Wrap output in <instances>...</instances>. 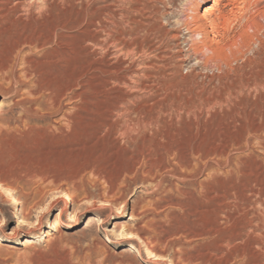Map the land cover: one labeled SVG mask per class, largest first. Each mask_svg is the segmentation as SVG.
Wrapping results in <instances>:
<instances>
[{"label":"rangeland","instance_id":"obj_1","mask_svg":"<svg viewBox=\"0 0 264 264\" xmlns=\"http://www.w3.org/2000/svg\"><path fill=\"white\" fill-rule=\"evenodd\" d=\"M199 1L139 0L132 6L144 7L136 19L153 23L147 27L151 40L164 35L173 45L178 38L186 51L190 39L181 21ZM252 2L239 11L228 38L241 20L252 21L246 57L258 56L260 65L246 69L231 59L236 69L226 71L244 86L223 93L199 118L208 130L196 140L199 153L191 155L183 142L178 168L176 158L159 160L163 165L157 161L152 176L139 172L125 181L120 161L101 155L99 147L79 149L93 116L79 111L71 126L63 118L71 106L61 98L70 64L56 52L65 46L42 33L20 35L1 15L0 3V264H264V92L252 89L255 78L264 77V0ZM152 8L156 14L145 20ZM197 64L186 59L181 72L196 67L210 73ZM5 188L17 199L15 209Z\"/></svg>","mask_w":264,"mask_h":264},{"label":"bare ground","instance_id":"obj_2","mask_svg":"<svg viewBox=\"0 0 264 264\" xmlns=\"http://www.w3.org/2000/svg\"><path fill=\"white\" fill-rule=\"evenodd\" d=\"M138 1L0 0L1 15L8 19L9 26L14 28L11 29L20 35L42 33L49 43L65 46L64 51L58 48L59 52H56L70 64L66 71L68 74H65L68 79L64 85L65 92L58 90L62 93L61 98L71 100L70 110L64 112L63 118L71 126L79 111L93 116L88 119L84 133L77 141L79 149L85 145L99 147L101 155L120 161L124 165L121 181L139 172L152 176L155 163L159 160L176 158L177 165L185 157H182L183 142L191 155L197 152L200 145L196 140L203 139L205 135L208 137V130L202 127L207 124L200 123L199 118L221 102L223 93L244 86L234 84L226 71L227 68H235L230 66L231 59L234 62L241 60L242 67L246 69L252 70L255 65H260L258 56L246 57L253 42L248 33L253 27L249 25L252 21L246 23L241 20L238 24L240 30L228 38L235 29L239 11L248 10L253 0H222L221 6L219 0H200L181 21L190 39L185 42L186 51L180 46L178 38L173 45L164 42V35L154 37V41L149 38L147 27L153 23L135 18L136 12L144 10V7L132 6ZM121 4L128 7L122 8ZM156 12L152 8L148 13L154 16ZM149 15L145 20H152ZM191 57L197 60V66L208 69L210 73H198L196 67H192L188 74H183L182 65ZM252 89L264 92L263 74L255 78ZM60 99L57 106H62ZM162 99L167 100L164 106L159 104ZM85 104L90 107H82ZM47 179L41 177L43 182ZM5 190L8 201L15 209L17 199L9 188ZM60 192L66 194L65 191ZM251 192L258 197L253 188ZM62 201L66 206L63 198ZM62 213L61 209L54 225L60 224Z\"/></svg>","mask_w":264,"mask_h":264}]
</instances>
